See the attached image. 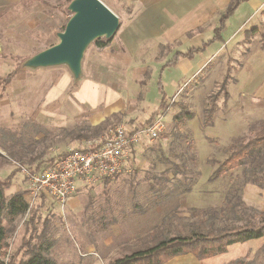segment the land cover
<instances>
[{"label":"rangeland","instance_id":"1","mask_svg":"<svg viewBox=\"0 0 264 264\" xmlns=\"http://www.w3.org/2000/svg\"><path fill=\"white\" fill-rule=\"evenodd\" d=\"M70 1L23 0L11 8L3 25L8 33L6 49L17 66H23L27 58L57 43V33L63 31L72 14L67 8ZM101 1L119 21L109 43L124 39L134 21L138 23L133 28L139 29L135 32L137 38L152 32L138 21L148 8V0ZM253 9L250 1L240 4L237 12L226 20L221 40L210 44L191 60L182 58L178 64L162 70L163 62L176 48L185 50L211 37L216 22L211 20L212 27L197 31L188 38L187 44L181 45L179 38L172 42L162 38L154 41V45L141 42L143 46L147 44V52L136 60L139 66L133 77L136 84H131L122 98H118L122 100L120 105L124 104L123 109L104 116L96 124L93 122L101 114L95 111H104L107 105L101 101L97 107L96 100L102 95L104 101V93L97 90L98 82L81 73L74 78L70 72V98L74 95L81 110L74 121L71 118L70 132L29 117L19 124L0 128V181H7L4 193L10 196L24 192L28 199L26 177L18 164L28 169L36 164L44 167L55 152L61 154L69 148L81 147L86 140L100 143L118 123H148L154 110L155 117H162L166 126L162 138L141 140L129 172L94 185L79 184L70 207L69 199L62 210L57 202L44 197L31 204L25 213L14 218L4 216L10 243L7 254L17 251L16 258L20 259L33 244L42 241L44 245L50 244L46 253L58 264H90L93 259H100L98 264H106L155 240L195 227L201 221H211L219 227L248 219L264 223V146L242 165L213 177L233 147L264 132V100L238 93L239 88L249 91L255 88L264 75V56L258 36L244 37L230 51L220 48L221 45L229 48L243 37V30L251 24L257 32L264 31L260 19L252 16L256 14L252 13ZM240 27L244 28L239 31ZM97 39L106 40L105 37ZM94 41L83 53L81 68L97 47ZM202 59H208L207 63L198 65ZM240 73L241 85L233 86L231 83ZM224 78L228 91L233 94L227 99L222 88ZM163 96L165 100L159 107ZM182 107L192 112L193 118L175 124L173 116ZM210 108L213 111L209 116ZM19 147H24L22 157ZM254 171L262 180L254 181ZM40 202V209L32 217V208ZM44 228L45 238H40ZM262 240L255 246L261 242L264 245V237ZM248 262L264 264V249L252 255Z\"/></svg>","mask_w":264,"mask_h":264},{"label":"crops","instance_id":"2","mask_svg":"<svg viewBox=\"0 0 264 264\" xmlns=\"http://www.w3.org/2000/svg\"><path fill=\"white\" fill-rule=\"evenodd\" d=\"M21 1L23 0H0V77L15 69L14 75L7 84L3 96L0 97V128L19 124L25 118L29 117L33 118L34 121H40L52 127H61L60 131L62 132H70L71 118L74 121V118L81 113V110L74 95L70 98V86H72V84L68 68L65 65L38 67L33 69L17 66L12 56L8 54L9 49H6L8 43L5 39L8 33L6 32V26L4 27L3 22L6 19L8 20L11 8L20 4ZM230 1L231 0H148V8L143 13L144 17L141 16L138 21L141 20V23L147 26L152 32L142 35L141 38H137L135 32H138L139 29L133 30V28L138 23L134 21L130 26L129 32L124 35L125 38L123 39V37H121V39L118 40L120 43L116 42L113 44L111 42L105 47L97 46L94 48L88 59L83 63L81 74L92 81L98 82L97 84L99 87L97 90L104 93V101L102 100V95L100 98H97L96 101L99 103L97 107L101 104V101L103 103L106 102L107 105L104 111H99V109L95 111L97 114H101V116L96 115L99 118H97L93 124L101 121L104 116L123 109L122 106L124 104L120 105L122 100H118V98L127 92L126 90L129 89L131 84H136L137 80L136 82L133 80V77H136V71L139 69L136 60L140 55H144L147 52V44L143 46L141 42L148 41L153 44L154 41H160L162 38H164L166 42H172L179 38L178 40H180L181 45L187 44L188 38L196 35L197 31L212 27L211 20L216 22L213 27V36L214 28L218 25L219 16ZM249 1L254 7L252 13H256L252 16L256 19H260L264 26V13H262V10H264V0L242 1L235 9L233 15L237 12L240 4ZM153 14H155V16L152 18ZM252 16L251 19H253ZM247 22L249 23V20L245 21L243 26ZM163 24L164 26H161ZM251 25L243 30V37L240 36L229 48H227L226 45H221L220 48H226V51L233 49L234 45H237L238 41H241V39L245 37L244 32L246 30L255 28V26L252 27ZM137 28H140V26ZM154 28H156L155 32H153ZM242 29L240 27L239 31ZM257 31L258 29L256 28V31L251 36H258L262 44L261 51L264 56V41L260 37V32ZM234 34L237 35L238 32ZM209 38L202 40L199 45H191L188 48L200 47L203 45L204 41ZM226 41L227 40L223 41V43H226ZM212 43L207 44L201 52ZM187 49L181 50L180 47H178L174 51H186ZM248 53L249 49L247 54ZM182 58L188 60L192 59L180 57L177 64ZM207 60H199L197 64L205 65ZM242 78L241 73L238 74L236 81L231 84L233 86H240L241 84L239 82ZM92 84L93 82H90V85ZM254 87L255 88L250 91L248 88H239L238 93L257 100H264V75H262V79L257 85H254ZM228 88L227 92L231 98L233 94L228 91ZM62 129L66 130L63 131ZM45 144L46 143H44V145ZM52 146L53 145L50 143L49 149H52ZM23 148L24 147H19L21 157L24 154ZM55 151L56 150L53 152ZM53 152H51V155H53ZM54 155L53 157L51 156L52 158H48L46 164L54 159L56 155L58 156L60 154L55 152ZM37 157L39 158L40 156ZM74 194H77V192ZM73 195L68 198V207H70V201L74 198ZM263 237L264 235L257 239L231 244L227 247L225 252L210 257L197 258L193 254L187 253L177 255L163 264H249V258L256 253L259 254L264 249L263 242H261L259 246H255L256 243L263 241ZM97 260L98 259H93L90 264H98L100 259Z\"/></svg>","mask_w":264,"mask_h":264},{"label":"trees","instance_id":"3","mask_svg":"<svg viewBox=\"0 0 264 264\" xmlns=\"http://www.w3.org/2000/svg\"><path fill=\"white\" fill-rule=\"evenodd\" d=\"M245 0H233L226 7L225 11L219 16L218 25L214 28V34L208 40L204 41L200 47H190L186 51H175L172 56L166 60L161 70L166 66H174L180 57L192 58L195 54L200 53L203 48L214 41L221 40V31L225 27V22L230 17L239 3ZM256 28H250L244 32L246 36L252 35ZM260 37L264 41V31L260 32ZM94 43L98 47H105L109 43V39H96ZM52 45V44H51ZM49 45V46H51ZM48 46V47H49ZM19 63V62H18ZM20 65V64H19ZM18 65V66H19ZM15 69L0 77V97L3 96L7 84L14 75ZM225 99L229 97L226 86L227 79H223ZM165 97L160 100L159 107L162 105ZM226 101V100H225ZM212 108L208 111L209 116L212 113ZM156 110L149 116L148 123H151L156 117ZM193 118V113L186 108H181L173 116L175 124L182 123ZM209 123V122H206ZM264 146V132L256 133L248 140H242L233 147L228 155L221 161L219 167L214 171L213 177H218L225 171L242 165L252 153ZM40 166L35 165L31 170H39ZM254 181L262 180L261 176L255 171ZM7 181H0V264H58L56 260L50 257L46 250L50 244L44 245L42 241L33 244L31 248L25 251V256L17 259V251L8 253L9 241L8 234L3 224L4 216L14 218L28 209V202L24 197V192H14L10 196L4 193V187ZM41 202L31 210V215L40 209ZM46 228L43 229L40 238H45ZM264 235V223H256L252 219H248L240 224H232L225 226H215L211 221H201L195 227L191 226L184 231H179L174 235L166 236L155 240L154 242L134 249L128 253H124L116 258L110 259L106 264H163L169 259L183 254H193L197 258H205L223 253L231 244L245 242L251 239H257ZM6 256V260L4 257Z\"/></svg>","mask_w":264,"mask_h":264},{"label":"built area","instance_id":"4","mask_svg":"<svg viewBox=\"0 0 264 264\" xmlns=\"http://www.w3.org/2000/svg\"><path fill=\"white\" fill-rule=\"evenodd\" d=\"M165 129L160 116L143 125L118 123L108 130L100 143L86 140L83 146L69 148L39 170L18 164L27 181L28 209L37 199L47 197L63 210L79 184L94 185L129 172L133 153L141 140L160 139Z\"/></svg>","mask_w":264,"mask_h":264},{"label":"water","instance_id":"5","mask_svg":"<svg viewBox=\"0 0 264 264\" xmlns=\"http://www.w3.org/2000/svg\"><path fill=\"white\" fill-rule=\"evenodd\" d=\"M67 8L72 14L57 43L27 58L24 67L65 65L78 78L86 47L97 38H111L118 27V17L101 0H71Z\"/></svg>","mask_w":264,"mask_h":264}]
</instances>
